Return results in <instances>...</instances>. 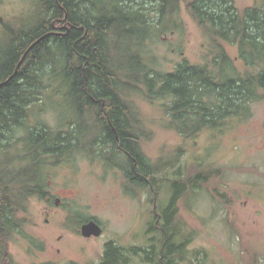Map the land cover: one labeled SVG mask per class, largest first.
I'll return each mask as SVG.
<instances>
[{"label":"trees","instance_id":"1","mask_svg":"<svg viewBox=\"0 0 264 264\" xmlns=\"http://www.w3.org/2000/svg\"><path fill=\"white\" fill-rule=\"evenodd\" d=\"M182 4L201 29L206 51L201 64L183 58L165 71L155 56L148 57V42L162 30L183 29ZM33 10L28 29L7 28L0 39V264H18L9 251L16 234L36 245L24 233L26 209L32 198L46 196V168L82 153L111 168L120 155L126 184L133 188L145 186L157 195L159 186L168 185L170 198L160 214L162 225L157 223L160 248L164 238L165 246L157 254L151 247L148 261L158 257L160 264L161 255L165 264H173L176 255L183 260L176 203L208 186L220 170L198 166L185 179L180 171L164 176L177 159L152 162L143 153L140 143L152 133L144 129L134 99L158 102L165 127L184 139L249 118L264 92V0L243 10L233 0H36ZM227 45L236 47L241 68ZM45 74L49 83L57 82L55 93L71 101L70 117L56 130L26 123ZM19 128L24 137L12 140ZM72 219L71 229L79 234L87 220ZM123 258L110 243L102 264H123Z\"/></svg>","mask_w":264,"mask_h":264},{"label":"rangeland","instance_id":"2","mask_svg":"<svg viewBox=\"0 0 264 264\" xmlns=\"http://www.w3.org/2000/svg\"><path fill=\"white\" fill-rule=\"evenodd\" d=\"M35 1H0V39L7 28L28 29L29 22L36 17ZM257 1L260 3V0H233L239 10ZM179 20L183 29L162 30L148 42L147 50H152L148 57L155 56L159 63L156 66L165 71L173 69L183 58L201 64L206 51L203 33L183 4ZM121 49L125 51V47ZM226 50L241 68L236 47L227 45ZM45 75L37 87L39 95L30 106L26 123L56 130L70 117L71 101L56 94L57 82L49 83L48 74ZM261 94L263 98L251 105L249 118L234 119L223 128L204 131L192 139H184L165 127L158 102L134 99L144 129L152 133L150 140L140 143L143 153L152 162L177 159L160 176L172 178L180 171L185 179L198 166L220 170L208 186L196 194L181 196L176 203V242L184 245V259L178 255L174 264H264V92ZM25 133L19 128L11 139H21ZM114 158L120 166L108 167L100 158L91 159L82 153L46 168V196L43 200L32 198L26 209L28 221L24 233L36 245L16 234L9 246L15 262L100 264L106 242L120 249L128 264H140L128 256L131 248L148 246V251L152 247L158 253L162 237L156 226L162 225V221L157 225V216L168 204L169 187L159 186L156 195L145 186H128L122 169L125 160L120 155ZM214 190L225 194L228 203L220 200ZM56 198L60 199L58 206ZM69 216L74 217L72 222L96 220L103 227L102 235L87 239L73 232ZM153 258L148 264H156L158 257Z\"/></svg>","mask_w":264,"mask_h":264},{"label":"flooded vegetation","instance_id":"3","mask_svg":"<svg viewBox=\"0 0 264 264\" xmlns=\"http://www.w3.org/2000/svg\"><path fill=\"white\" fill-rule=\"evenodd\" d=\"M59 203H60V199L59 198H56V200H55V205L56 206H58L59 205ZM162 215V214H161ZM161 215L159 214V216H158V221H160V220H162V218H161ZM90 220H93V219H90ZM87 221H89V220H87ZM94 221H96V220H94ZM86 222V221H85ZM97 222V221H96ZM84 223V222H83ZM82 223V224H83ZM98 223V222H97ZM81 224V225H82ZM99 224V223H98ZM80 225V226H81ZM100 226H101V224H99ZM157 228H159V226H156ZM101 228H102V230H103V227L101 226ZM80 229V228H79ZM79 233H80V230H79ZM102 233H103V231H102ZM102 235V234H101ZM100 235V236H101ZM99 236V237H100ZM90 238H98V237H90ZM90 238H87V239H90ZM176 239H177V237H176ZM165 242H166V240H165V238H164V242H163V246L161 247V251L163 250V248H164V246H165ZM112 244V246L113 247H115L114 246V244L112 243V242H106L105 244H104V249H105V246L107 245V244ZM130 254H128V256H130V258L131 257H134V258H136L137 260H138V262H140V264H148V253H149V251H148V246H146L145 248L144 247H140V248H131L130 249ZM103 257H104V251H103V253H102V260H101V262H100V264H102V262H103ZM130 258H129V260H130ZM164 258H163V256L161 255V263L160 264H165L164 262ZM123 262H125L126 264H128L129 263V261H128V259H127V257L126 256H124V258H123ZM125 263H123V264H125ZM157 264V263H156Z\"/></svg>","mask_w":264,"mask_h":264},{"label":"water","instance_id":"4","mask_svg":"<svg viewBox=\"0 0 264 264\" xmlns=\"http://www.w3.org/2000/svg\"><path fill=\"white\" fill-rule=\"evenodd\" d=\"M2 18L0 17V21ZM80 235L84 238L99 237L102 234L101 226L94 220L84 222L80 226Z\"/></svg>","mask_w":264,"mask_h":264},{"label":"bare ground","instance_id":"5","mask_svg":"<svg viewBox=\"0 0 264 264\" xmlns=\"http://www.w3.org/2000/svg\"><path fill=\"white\" fill-rule=\"evenodd\" d=\"M112 162L115 163V164H118L120 165V162L119 161H115V158H112ZM161 249V248H160ZM177 259V255L173 257V264H174V260Z\"/></svg>","mask_w":264,"mask_h":264}]
</instances>
